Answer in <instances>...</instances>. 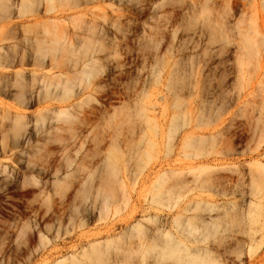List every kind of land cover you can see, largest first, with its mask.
Instances as JSON below:
<instances>
[{
    "label": "rangeland",
    "instance_id": "obj_1",
    "mask_svg": "<svg viewBox=\"0 0 264 264\" xmlns=\"http://www.w3.org/2000/svg\"><path fill=\"white\" fill-rule=\"evenodd\" d=\"M228 1L0 15L7 53L49 41L0 67V264H264V7Z\"/></svg>",
    "mask_w": 264,
    "mask_h": 264
},
{
    "label": "bare ground",
    "instance_id": "obj_2",
    "mask_svg": "<svg viewBox=\"0 0 264 264\" xmlns=\"http://www.w3.org/2000/svg\"><path fill=\"white\" fill-rule=\"evenodd\" d=\"M49 0H0V15L4 16L5 19L10 20L15 14H18V12L22 10H28V9H36L35 7H38L39 5L43 3H47ZM262 5L264 7V0H261ZM228 3L230 4L229 6L233 7L238 3V0H229ZM192 8L196 9L197 3L192 1ZM242 6L245 7V4L242 2ZM14 9L18 10L15 11ZM211 34H213L212 30L210 31ZM221 33V31H219ZM43 37H48L49 32L47 29L44 30L43 32ZM52 36H54V39H52L51 45L52 49L55 50L57 46L60 44L61 36L58 33H52ZM245 39L243 40V44H241V47L246 48L249 46H256V43L252 42V39L247 37V35H242ZM25 42L30 45V49L28 52H24L21 50L20 52H14L12 54L7 53L3 48L0 47V59L3 57L4 61L3 64H0V67L2 69H9L15 66L19 67H25V66H31L36 63L37 61V52H38V45L40 44L41 50H45V45L48 44L49 41H46V39H40V40H33V39H28L25 38ZM61 43H63L61 41ZM49 50V49H48ZM42 57H44V54H42ZM34 74V73H33ZM34 76V75H33ZM16 82L18 83L19 87H22L23 84L25 83V74L24 71L21 70L20 72H16ZM34 81V78H32V83ZM8 88L7 84H5V80L2 78V74L0 76V95H6V89ZM9 91V90H8ZM16 96L18 93L15 94ZM31 98V97H30ZM32 100V99H31ZM30 101V100H28ZM2 103L0 102V106ZM20 115H17V118L15 119V122L18 123L20 121ZM259 205L255 203L254 201H250L248 204V209H247V214L251 213L252 208H257ZM133 229H136L139 233L140 224H136ZM257 230L252 229L250 233L247 235V239L244 241L247 242V251L246 254L250 257L253 255L254 251L257 249V241L255 239V234ZM158 233H161L162 237L163 235H167V237H170L169 233L165 231V229H156V233L154 236L156 237ZM152 239V237L150 238ZM154 239V237H153ZM177 242H175L176 244ZM241 244H243V241H238L237 246L241 247Z\"/></svg>",
    "mask_w": 264,
    "mask_h": 264
}]
</instances>
